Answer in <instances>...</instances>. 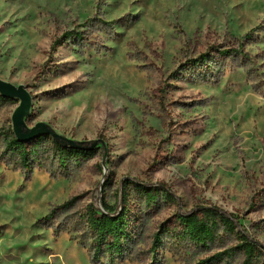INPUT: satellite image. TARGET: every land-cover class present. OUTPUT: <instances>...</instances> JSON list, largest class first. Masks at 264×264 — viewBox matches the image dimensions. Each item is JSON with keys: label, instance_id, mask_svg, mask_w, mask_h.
<instances>
[{"label": "rangeland", "instance_id": "rangeland-1", "mask_svg": "<svg viewBox=\"0 0 264 264\" xmlns=\"http://www.w3.org/2000/svg\"><path fill=\"white\" fill-rule=\"evenodd\" d=\"M240 43L252 62L222 54ZM202 53L210 66L187 68ZM0 78L30 91L29 127L95 143L57 178L40 169L26 179L0 161V264H91L42 218L74 196L75 208L100 205L106 177L111 203L123 178L164 181L184 210L221 206L264 243V0H0ZM18 104L0 101V131ZM129 191L142 252L120 264L203 257L176 238L152 251L177 203L147 207Z\"/></svg>", "mask_w": 264, "mask_h": 264}, {"label": "trees", "instance_id": "trees-1", "mask_svg": "<svg viewBox=\"0 0 264 264\" xmlns=\"http://www.w3.org/2000/svg\"><path fill=\"white\" fill-rule=\"evenodd\" d=\"M252 32H247L244 37ZM77 36L82 40V33ZM240 45L231 51L221 52L225 57L242 60L243 64L252 62L242 47L243 43ZM210 60L208 53H202L187 68L209 67ZM4 100L7 98L0 95V101ZM0 136V161L10 169L19 170L26 179L40 169H45L51 178H57L65 174L71 160L79 161L81 156L94 153L92 149L60 142L48 133L30 141H20L11 126L1 130ZM110 182L111 179L106 177L99 197L100 205L92 201L85 207L75 208L80 197L74 196L51 207L42 218V222L52 227L55 233L66 231L71 239H76L87 250L91 264H120L141 255L142 251L135 250L137 230L128 217L131 185L147 207L158 204L162 196L177 203L176 225L162 226L155 231L152 251L159 250L167 240L176 238V243L185 249L195 247L205 251L194 264H264V243L248 231L234 212L209 203H198L190 210H184L182 198L166 182L146 183L134 177L120 180L115 192L119 202L111 203L105 191Z\"/></svg>", "mask_w": 264, "mask_h": 264}, {"label": "water", "instance_id": "water-1", "mask_svg": "<svg viewBox=\"0 0 264 264\" xmlns=\"http://www.w3.org/2000/svg\"><path fill=\"white\" fill-rule=\"evenodd\" d=\"M0 95L6 98L19 99V104L12 115V129L17 139L20 141H30L42 133L50 134L54 139L77 146L83 149H92L95 145L86 146L81 141H76L59 133L46 122H38L32 127L26 123V117L30 113L32 105V95L22 84L15 85L7 80L0 78Z\"/></svg>", "mask_w": 264, "mask_h": 264}]
</instances>
